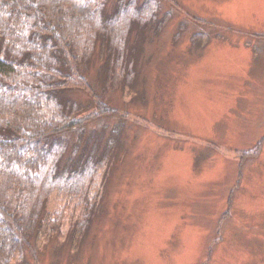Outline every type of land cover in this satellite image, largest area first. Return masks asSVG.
Wrapping results in <instances>:
<instances>
[{
    "label": "rangeland",
    "instance_id": "obj_1",
    "mask_svg": "<svg viewBox=\"0 0 264 264\" xmlns=\"http://www.w3.org/2000/svg\"><path fill=\"white\" fill-rule=\"evenodd\" d=\"M159 2L135 84L95 81L117 112L66 132L122 125L93 219L29 237L11 264H264V0Z\"/></svg>",
    "mask_w": 264,
    "mask_h": 264
},
{
    "label": "trees",
    "instance_id": "obj_2",
    "mask_svg": "<svg viewBox=\"0 0 264 264\" xmlns=\"http://www.w3.org/2000/svg\"><path fill=\"white\" fill-rule=\"evenodd\" d=\"M159 3L0 0V264H11L29 237L61 234L63 222L71 240L89 226L122 125L87 130L74 142L66 132L117 112L95 81L135 84L144 41L165 24ZM95 59L102 61L90 74ZM75 90L90 97L92 112L84 114ZM51 196L57 203L48 211Z\"/></svg>",
    "mask_w": 264,
    "mask_h": 264
}]
</instances>
